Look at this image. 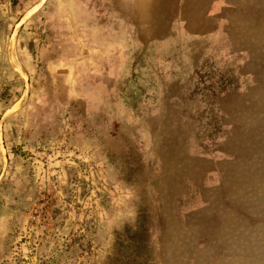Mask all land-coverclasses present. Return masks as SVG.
Segmentation results:
<instances>
[{"label":"rangeland","instance_id":"rangeland-1","mask_svg":"<svg viewBox=\"0 0 264 264\" xmlns=\"http://www.w3.org/2000/svg\"><path fill=\"white\" fill-rule=\"evenodd\" d=\"M137 7L0 0V264H264V0Z\"/></svg>","mask_w":264,"mask_h":264},{"label":"crops","instance_id":"crops-1","mask_svg":"<svg viewBox=\"0 0 264 264\" xmlns=\"http://www.w3.org/2000/svg\"><path fill=\"white\" fill-rule=\"evenodd\" d=\"M104 2H109L112 5V12L114 17L123 18L121 24L128 26L129 23L126 19L133 18L137 11L138 2L141 0H103ZM181 1V0H179ZM186 1V0H185ZM175 3L172 7H175Z\"/></svg>","mask_w":264,"mask_h":264},{"label":"bare ground","instance_id":"bare-ground-1","mask_svg":"<svg viewBox=\"0 0 264 264\" xmlns=\"http://www.w3.org/2000/svg\"><path fill=\"white\" fill-rule=\"evenodd\" d=\"M15 61L18 64V66L21 68V65L19 64L18 60L16 59Z\"/></svg>","mask_w":264,"mask_h":264}]
</instances>
